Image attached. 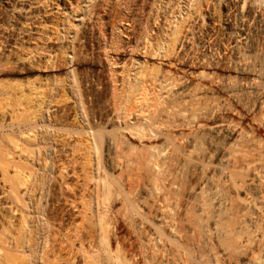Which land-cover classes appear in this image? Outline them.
<instances>
[{
	"label": "bare ground",
	"instance_id": "6f19581e",
	"mask_svg": "<svg viewBox=\"0 0 264 264\" xmlns=\"http://www.w3.org/2000/svg\"><path fill=\"white\" fill-rule=\"evenodd\" d=\"M220 4L225 20L223 27L216 29L210 13ZM97 6L98 0H79L76 8L70 7L76 13L74 17L81 16L79 21L52 20L59 29L55 35L56 46L47 43L51 39L48 34H38L30 47L24 45L25 40L19 41L18 45L25 49L19 56L22 62H33L45 69L53 68L58 60L64 59L70 70L65 78L38 75L16 88L20 99L16 123L18 136L24 142L20 144L6 133L10 147L0 145V178L6 197V203L0 207V264H53L58 262L56 259H64L59 250L66 247L73 259L75 242L77 251L83 253V264H129L128 259L119 255L118 246H111L110 225L114 220L106 218V210L115 202L111 193L114 183L107 178L111 180L114 175L112 178L107 168L106 172L105 167L99 166L103 165L98 153L102 141L114 143L115 147L125 143L138 148L135 154L125 158L126 162L122 160L131 171L123 207L129 213L128 218L141 230L145 264H242L244 260V264H264V141L250 136L232 121L231 100H239L243 88L229 73L239 68L253 75L245 88L256 99L254 104L261 109L259 120L264 122V83H258L254 60V55L264 57V0H105L103 9ZM27 18L19 28L23 32L30 31L29 25L34 24ZM44 22H40L42 28H46ZM86 22L90 24L88 29L97 30L103 56L112 65L122 63L119 76L111 72L112 110L104 117L88 109L76 79L81 60L77 42L85 36ZM113 30L125 39L116 43ZM197 37L199 45L194 43ZM217 67L224 73H217ZM1 85L0 95L10 96L13 88L9 90ZM219 89L226 97L217 94ZM97 120L105 126H98ZM194 125L207 127L208 147L195 146L182 151L175 148L177 167L188 179L180 192L172 174V159L164 156L158 147L161 144L175 147L181 140L201 142L182 131L179 137L174 134L175 130ZM11 127L10 130L14 128ZM105 134L111 136L107 138ZM52 143L60 145L59 156L76 153V146L83 144L86 150L87 145L94 150L91 149L97 160L87 148L84 161L89 165L93 159L94 163L100 161L95 166L98 176L88 173L92 182L88 181L92 185L90 190L81 189L88 182H81L84 183L79 184L81 188L76 182L75 187L81 189L78 194L67 180L70 176L82 175L77 174L74 161L60 159L64 164L58 167L60 176H56L61 177L65 188L60 184L62 180L59 184L64 191L69 187L73 192L67 202L76 206L78 200L81 202L78 207L91 209L92 215L87 218L89 214L84 210L82 221L86 218V223L78 220L70 229L62 227L66 220H60L62 223L58 220V226L51 225L52 230L58 229L54 231L48 230L49 220L54 216L51 218L43 211L42 197L32 193L36 191L34 188L44 189L50 181L52 172L48 169L51 167H45L46 171L39 175L34 170L36 166L30 167L35 165L37 156L47 160ZM43 144L47 146H40ZM38 147L44 151L40 153L42 149ZM16 152L23 153L25 158H15ZM27 158L34 165L31 162L29 165ZM88 163L84 164L89 167ZM98 166L103 168L102 172ZM36 171L39 170L36 168ZM43 189L40 192L49 191ZM174 204L180 211L175 212ZM54 225L57 227L53 228ZM62 228L65 232L59 238ZM85 242L93 249L84 248ZM74 261L70 260L69 264Z\"/></svg>",
	"mask_w": 264,
	"mask_h": 264
},
{
	"label": "rangeland",
	"instance_id": "374dc122",
	"mask_svg": "<svg viewBox=\"0 0 264 264\" xmlns=\"http://www.w3.org/2000/svg\"><path fill=\"white\" fill-rule=\"evenodd\" d=\"M78 1L79 0H44L43 2H39L38 0H0V85L2 84L1 87L2 86L4 87V85H5L6 88H9V90L11 88H13V90H10V96L9 95L8 96L0 95V125H2L0 127L5 128L4 130H3V128L1 129L3 131L0 130L1 133H3V132L5 133L4 136L0 133V145H3L6 148L10 147V146H8L9 142H8V139L6 138V133H9L7 136H13L15 139H17V142H19L20 144H22L21 142L23 141V139H20V137L18 136V127H17L18 123H16V122H18V118H19L18 117L19 115H17V113H20V111L18 110V108H19L18 101L20 99L18 98L19 97L18 92H17L18 89H16V88H18V84H20V83L26 84V83L32 81L38 75L42 76V78H44L47 75L50 76V75L54 74V76H59V78H65V76L67 75V72L70 70L69 65L65 62L64 59H62L61 61L58 60L54 64L53 68L50 67V68H45V69L39 68L38 64L35 65L33 62H30V63L22 62L21 60H19V56L22 54V52H24L25 49L23 50L22 47L19 46L20 45L19 41L21 42V40H25L24 42H26V44L24 43V45L27 47H30L32 42H33V39L38 34H40L41 36H47V34H48L51 39L49 41L47 40L48 41L47 43H50L51 45L56 46L58 38L55 35H56L57 31L59 32V29H57L53 25L54 22H51V21L54 19H56V20L61 19L62 22H64V23L66 20H72L73 22H74V20L76 22L79 21L78 19L81 16H75L76 17L75 18L74 15L76 13L71 11V8H70V7L76 8V4L78 3ZM259 1H263V0H259ZM104 4H105V0H98V6H97L98 9H100V10L103 9ZM46 5H48V7H45ZM55 5H57V6H55ZM80 5H84V4H80ZM215 8L216 9L212 10V12L210 13V16H212V18H211V21L213 23L212 26L215 27L216 29L222 28L223 22L225 20L223 7H221V4H220V5L215 6ZM134 12H136L135 8H134ZM25 17H28L27 21H30V20L34 21V24L29 25V27L31 28L30 31L23 32L21 29L19 30V28H20L21 23L24 20H26ZM29 17L32 19H30ZM33 18H35V19H33ZM41 21H46V22H44L46 25V28H42L41 24H43V23H40ZM87 26L90 27V24L86 22L85 36L77 42L78 43L77 47L79 46L78 49L81 52V56H80L81 60L77 65L76 79L78 80L79 87H80L82 93L84 94L83 99H84V102H86V106L88 107V109H90L91 111L96 110L95 112L102 114V116L104 117V115L106 113H109L112 110V107L109 103V99H110L111 91L113 89V84H114L113 80L114 79L111 78V72H113L117 75L120 74L121 69H122L121 68L122 63H115V65L114 64L112 65L111 64L112 61H108L103 56L104 50L102 48L101 39L97 33V30H95V29L90 30L87 28ZM25 27H23V28H25ZM54 28L56 31H54ZM60 28L62 29V27H60ZM93 28L94 27L92 26V29ZM54 32H55V34H54ZM21 37H23V38H21ZM112 37H113V40L115 42L116 41L120 42V39L121 40L125 39L123 34H120L117 30L112 31ZM6 42H7V45H6ZM116 43H118V42H116ZM194 43L196 45H199L200 44V38L199 37L195 38ZM2 44H3V46H2ZM20 47H21L22 51H21ZM109 52H110L109 53L110 55H113L114 49L112 52L111 51H109ZM254 60H255V68L259 74L258 83L263 84L264 78H262V74L264 73V57H262L259 54L254 55ZM42 70H46V71H42ZM215 71L217 73H220V74L224 73L223 70H221V67H217L215 69ZM229 73L234 78V80H236L237 82H239L242 85V88H243L242 97L239 100H231L232 110H231L230 117H231L232 121L234 123H236L239 128L246 131L250 136L264 141V122L263 121L260 122V120H259V118L261 116V109L258 105L254 104L256 99L254 98V96H252V94L248 95L247 90L245 88L246 87V81L249 78L253 77V75H251L248 71H244V70H241L239 68L232 69ZM116 84L118 85L119 82ZM217 94L222 96V97H226V93L220 89L217 90ZM71 103H72V100H69L68 104L71 105ZM1 114H3V116ZM96 123L98 125L99 120H97ZM99 125H103V124L100 123ZM11 126L14 128H12ZM103 126H105V125H103ZM10 127L12 128L11 129L12 131L14 130L13 132L15 134H13V132L10 130ZM6 128H9V129H6ZM181 131L183 132V134L188 133L190 138L196 137L197 140H199L201 142L196 144L194 142L181 140L180 142L178 141L175 143V145H176L175 147L166 146V145H162V144L158 147V150L163 151L164 156H166V157L170 156L172 159V174H173L174 180H176V182L179 184V191L180 192L186 187L188 179H187V177H183L181 175V172H180L179 168L177 167L176 158H175V156H173L175 148L177 150L182 151V150H189V149L195 148V146L198 148H200V146H201V148L202 147H208L206 142H205V138L209 135V131H208L206 126H201V127L195 126V125L189 126V127L183 128L182 130L181 129L175 130L174 134L177 137H179L180 136L179 132H181ZM105 136H108L107 138H109L111 135L105 134ZM105 143L107 144V146ZM53 144L54 143L50 144L53 147L52 146H51V148L47 147L49 149V152H50V149H52L50 153L49 152L47 153V155H49L48 157H51V158L49 159L46 155V159L49 160L48 163H47V160L43 161V158H42L43 156L41 157V155L39 157L37 156V159H36L37 162L34 161L35 165L32 163L33 161L31 162L32 159L28 160V158H30L31 156L30 157L28 156V158H27L28 161L26 160L28 163L31 162L32 165H34V166H30V167L36 166L35 169L34 168L33 169L35 170V172H37V173L39 172L38 174L36 173L37 175L41 174L42 172H45L46 171L45 169L49 166L51 168H49V169L47 168V169L48 170L51 169L50 173L52 172L51 174L54 176L53 177L51 175L52 178L50 177V179H49L50 181L48 180L51 183L47 182L46 183L47 185L43 186L44 189L42 188L43 190H47V191L49 189L48 192L46 191L47 193H45V191L40 192V190H42L40 188H34V189H36L37 192L36 191L32 192L33 194L35 193L37 195V197L39 195L42 197L43 200L41 199V197H40V199L42 200L43 203L40 200V202H41L40 204L41 205L43 204L42 205L43 211L44 212L47 211L48 215L51 216V218L54 216L53 217L54 219L52 218L53 221H51L52 219L49 220L51 224L49 223L50 228L48 226V230L49 229L51 231L58 230L56 227L58 226L57 224L59 223L60 220H62V221L66 220L65 224L62 226L65 229H66V227L67 228L71 227V225H73L74 223H77L78 220L81 223L82 222L86 223V220H85L86 218H84L83 219L84 221H82V218L84 217L83 215H84L85 211H87V213L85 212L86 215L89 214L88 215L89 217L87 216V218H90L91 217L90 215H92L91 209L85 210L86 209L85 207L83 209L81 207H78L79 204L81 203L78 200L76 202V203H78L76 206H74V204H72V206H70L71 203L69 201L71 199H69V198H71L70 196H72L73 192L70 191L71 189H69V187H67V186H66L67 188L65 191L62 188V187L65 188L66 184L61 179V177H59L60 176L59 171H61V170L58 167H61L62 164H64V163H62L63 161L60 162V159L62 160L64 158L63 159L64 161H65V159H67L66 161L71 160V163L75 162L74 164H76L75 167L77 169L76 170L77 174L82 175V176H78V178H76L77 176L75 177V175H74L75 178L73 176H70V180L69 179H68L69 181L67 180V183L69 184V186L71 185L70 187H72V185H74V188L78 194L80 193L81 189H83V188L90 190V188L92 186L91 185L92 182H91V180H89L90 176L91 175H94L95 177H96V175L98 176V174H97L98 172L96 171L97 167H95V166L97 164L99 165V163L101 161L102 162L101 164H103V165H99V166L105 167V170L107 168L109 171L107 174H110L111 177L114 175L113 176L114 178L112 177L113 179H111V180L107 176L108 177L107 179L110 182H112V184L114 183V186L111 184V186H113V189H111V190L112 191L114 190V191L113 192L111 190L110 191L112 193V196L114 197V198L112 197V199H114L115 202L112 203V208L109 207L110 209L108 208L106 210L107 211L106 214H108L106 216V218L107 219L109 218V220H112L111 217H113V220H114V221L112 220L113 223H111V225H110L111 226L110 227V230H111L110 231V233H111V235H110L111 246H114V248L118 246V248H119L118 250L120 251V252H118L119 255L124 256L126 259H128L129 264H145V256H144L145 253H144L143 244H142L143 238L141 237V234H142L141 230L139 229L138 226H136V224L134 222L132 223V221L128 218L129 213L127 212L126 209L124 210V207H123L124 206L123 202H124V199H125L126 194L128 192L127 189L129 190V188H130L129 184H131L130 183L131 178L128 179V176L131 177V174H129V173H131V171H130L129 167H127L128 166V165H126L127 163H125L126 162L125 158H127V157L129 158V155L131 156L132 154H135V152L138 151V148H135V147L132 148L131 146H129V144H125V143L124 144L122 143L123 145L120 144V146L118 145L115 147L114 143L108 144V142L102 141V143H100L102 147L99 146V147H101L99 149L102 151L99 150L100 152L98 151V153H100L99 157H101L103 159L101 160V158H100V161H96V163H94L93 160L94 159L97 160V158H96L97 156L95 155V153L92 152L94 150L91 147H89L90 148L89 149L88 146L86 145V150H87V148L89 151H91V149H92L91 153H92V157H94V159L91 160V162H92L91 165L94 164L92 167L91 165H89V163L87 161H84V158H86L85 156H87L86 154L88 153V152H84V151H86L84 144L81 146H76V148H78V149L75 148V150L76 151L78 150L77 151L78 153L77 152L75 153V151L73 150L74 151L73 154L66 155V156H64L63 154L59 156L58 153L60 154L61 147H60V145H58V143L57 144L55 143V145H53ZM44 145L47 146V144H43L40 146L44 147ZM50 145L48 144L49 147H50ZM55 146H56V148H55ZM42 147H41V149H42ZM110 147H113V148H110ZM107 148L111 152L108 151ZM53 149H56V150H53ZM57 150L58 151L60 150V151L58 152ZM43 151H44V149H42V151H40V153ZM80 152H81V155L83 157L80 156V154H79ZM53 154H55V155L57 154V156L55 157ZM109 155H110V157H109ZM14 156H15V158H18L19 156H21L23 159L25 158L23 156V153L19 154L18 152H16L14 154ZM40 157H41V159H40ZM54 157H55V159H54ZM65 157H67V158H65ZM117 157H119V158H117ZM56 158H57V160H56ZM68 158H70V159H68ZM82 158H83V160H82ZM115 158H117V159H115ZM52 159H53V162H52ZM79 159H81L83 162ZM122 160L125 162L122 163ZM79 161H81V162L79 163ZM39 162L41 163V165ZM51 162H52V164H51ZM56 162H57V165H59L57 167L55 165ZM97 162H99V163H97ZM31 163L29 165H31ZM84 163L85 164L88 163L89 167L86 166ZM66 164H68V166L70 165L68 162ZM77 164L80 165L81 168L83 166L84 168L87 167L89 170H87V168H85L84 170H83V168L80 169V166L77 167ZM116 164H118V166ZM110 165H111V167H110ZM99 166H98V169H99L98 171L100 172L101 167H99ZM54 167H56V169L57 168L58 169L56 170ZM36 168L39 171H36ZM41 168L42 169L44 168V169L42 170ZM54 169L56 170V172L54 171ZM102 169H101V172L103 171ZM86 170L89 172H87ZM90 170H92L91 173H90ZM53 171H54V173H53ZM83 171L85 173H83ZM106 172H107V170H106ZM110 172H112L113 174ZM88 173L91 175L89 176ZM56 175H59L58 176L59 178ZM83 176H86L87 180L85 179L86 177L83 178ZM79 177H80V179H79ZM88 177H89V179H88ZM95 177H94L93 181L95 180ZM55 178L58 180V183H57V180ZM75 179H76V181H74ZM1 180H2V178H0V207L3 208L4 204L6 203L5 202L6 197H4L5 192L3 191L4 190V186H3L4 183H2L3 180L2 181ZM61 180H62V183L60 182V184L62 187L59 184V181H61ZM112 180H114V181H112ZM128 180H130V182ZM78 181H79V183H78ZM85 181L86 182L90 181L91 184H89L90 182L85 183ZM76 182H77L79 187H80L79 184L81 182H84L85 184L84 183L83 184L86 185L87 187L86 186L83 187L84 185L81 183L83 185L82 188L80 187L81 188L80 189L78 186L76 188L75 187L77 185ZM62 184H64V185H62ZM2 186H3V188H2ZM46 186H47V188H45ZM48 186H50V187H48ZM110 188H112V187H110ZM67 189H69V190L67 191ZM61 191H64V192H61ZM87 191H85V192L87 193ZM124 191L125 192L127 191L126 194ZM42 192H43V194H42ZM70 192H71V195H70ZM27 194H29V193H27ZM66 196H67V199H66ZM27 197H29V195H26V198ZM120 198H121V200H120ZM67 200H69V201L67 202ZM85 200H86V198H85ZM86 201L87 202L89 201L88 197H87ZM44 202H46V203H44ZM72 207H76L77 209L76 208L71 209ZM173 207H174L175 212L180 211V208H178V206H176L175 204ZM73 210H75V211H73ZM64 211H65V213H64ZM73 212L75 213V215ZM90 212H91V214H90ZM18 214H15V217H16V215L18 216ZM61 217H63V218L61 219ZM56 218H58V219H56ZM71 218H73V219H71ZM70 219H71V222H70ZM68 220H69V222H68ZM72 220H73V223H72ZM52 222H55V223H52ZM80 222H79V224H80ZM60 223H62V222L60 221ZM70 223H72V224H70ZM52 224L57 225V226L56 225L53 226V228H56V229L52 230V228H51ZM112 224H114V226ZM68 229H70V228H68ZM62 231L65 232L64 229L61 230L60 234L58 236L59 238L62 237V234H61ZM112 231L114 233H112ZM68 234L69 235L72 234V230L69 231ZM113 240H114V243H112ZM86 242L88 243L87 240H86ZM86 242L84 243L85 244L84 248L88 249L89 244L87 246ZM56 247L58 248L59 245ZM76 247H77V243L75 242V245L73 246V248H75L74 253L75 254L77 253V254L73 255V257H74L73 259L71 257L72 254L70 253L71 255H69L66 251L68 247H66V249H60L59 251H61L63 253V254H60V257L62 259L64 258L63 259L64 261L60 260V259L59 260L56 259L55 261H58L59 263L54 262L53 264H69L70 260H72V261L75 260L74 264H83V262H84L83 261L84 257L82 255L83 253H81L80 251H77ZM92 249L93 248L91 246H89L88 251L92 250ZM69 258H71V259H69ZM67 259H69L68 260L69 262H67ZM75 262H77V263H75ZM244 263H245V260L242 261V264H244Z\"/></svg>",
	"mask_w": 264,
	"mask_h": 264
}]
</instances>
